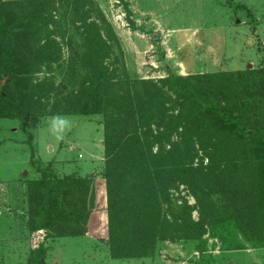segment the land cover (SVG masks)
<instances>
[{"label":"trees","instance_id":"16d2710c","mask_svg":"<svg viewBox=\"0 0 264 264\" xmlns=\"http://www.w3.org/2000/svg\"><path fill=\"white\" fill-rule=\"evenodd\" d=\"M63 7V19L70 13L80 24H71L82 37L79 52L69 46L74 55L70 62L80 64L82 80L72 84L70 91L63 86L66 95L49 97L52 92L58 95V89L51 80L39 81L35 75L43 67L61 62V45L52 38L54 31L49 25L56 26L55 14ZM128 24L132 31H143L133 21ZM63 31L58 33L62 39ZM111 34L94 0H0V120H17L24 125L29 118L44 116H103L105 243L111 258L117 260L150 259L163 241L202 242L204 221L192 220L189 212L186 216L172 215L168 221L161 194L168 189L165 183L175 182L171 180L175 174L185 179L193 175L192 170L175 165L179 155L178 145L172 141L174 134L187 145L193 135L199 141L206 135L210 140L221 137L217 147L209 142L206 155L214 161L226 151H239L240 158L249 164L255 185L252 198L243 199L237 191L226 197L238 206L244 203L243 210L236 209V218L253 230V242L259 244L264 240V66L190 76L167 71L161 83L177 99L176 113L168 114L162 110L167 98L160 95L161 87L156 83L141 80L136 86L127 80L118 85L113 82L114 74L106 65ZM74 66L69 67L73 74ZM146 117L161 120L155 135L145 130ZM152 141H160L156 152ZM33 164L39 178L25 183L24 219L28 234L40 240L31 247L27 264H46L49 233L55 224L71 225L83 217L88 183L79 176L54 174L51 164L46 168ZM166 169L170 179H164ZM225 183L219 184L218 192L201 190L208 195L223 193L229 188Z\"/></svg>","mask_w":264,"mask_h":264},{"label":"rangeland","instance_id":"374dc122","mask_svg":"<svg viewBox=\"0 0 264 264\" xmlns=\"http://www.w3.org/2000/svg\"><path fill=\"white\" fill-rule=\"evenodd\" d=\"M94 1L111 27V55L106 65L114 74L113 82L118 85L127 80L136 86L141 80L156 83L161 87L160 95L167 98L162 110L168 114L176 113L177 99L161 83L167 71L190 76L264 66V0ZM64 9L54 13L56 26L49 25L54 31L52 38L61 45V62L51 63L35 75L39 81L51 80L58 89V95L52 92L49 97L66 95L63 86L70 91L72 84L82 80L80 64L70 62L74 55L69 46L75 50L81 44L82 37L71 25L80 24L70 13L64 20ZM129 20L143 31H132ZM62 30L64 39L58 35ZM72 65L74 74L69 69ZM50 117L29 118L24 125L17 120H0V264H27L31 247L40 240L28 234L24 219L25 183L39 178L33 162L45 168L51 164L54 174L79 176L88 183L85 214L78 223L54 225L45 242L46 264H264V240L253 242V230L239 223L235 215L236 209H244V203L238 206L226 197L237 191L243 199L252 198L255 185L250 166L239 151H226L222 158L210 160L206 155L209 142L217 147L222 138L210 140L209 135L201 141L193 135L190 145L173 135L179 155L175 165L192 170L193 175L185 179L175 174L171 179L175 182L165 183L168 189L161 194L168 221L172 215L186 216L187 212L192 220L204 221L202 242L163 241L150 259H112L105 243L103 116H64L71 121V128L60 142L47 134ZM158 121L146 117L145 130L155 135ZM154 142L156 152L160 141ZM165 149H169L166 144ZM169 171H163L164 179H170ZM225 181L229 188L221 194L208 195L201 190L218 192L219 184Z\"/></svg>","mask_w":264,"mask_h":264},{"label":"clouds","instance_id":"9594fccd","mask_svg":"<svg viewBox=\"0 0 264 264\" xmlns=\"http://www.w3.org/2000/svg\"><path fill=\"white\" fill-rule=\"evenodd\" d=\"M71 128V121L64 116L56 115L49 118L47 134L57 142L64 139L66 132Z\"/></svg>","mask_w":264,"mask_h":264},{"label":"water","instance_id":"95a60500","mask_svg":"<svg viewBox=\"0 0 264 264\" xmlns=\"http://www.w3.org/2000/svg\"><path fill=\"white\" fill-rule=\"evenodd\" d=\"M250 68V67H249ZM25 175V174H24Z\"/></svg>","mask_w":264,"mask_h":264}]
</instances>
